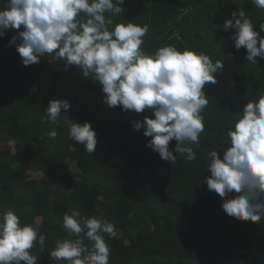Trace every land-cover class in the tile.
Wrapping results in <instances>:
<instances>
[{"label": "trees", "instance_id": "trees-1", "mask_svg": "<svg viewBox=\"0 0 264 264\" xmlns=\"http://www.w3.org/2000/svg\"><path fill=\"white\" fill-rule=\"evenodd\" d=\"M4 4L0 0V8ZM123 7L128 20L116 16L114 23L149 25L142 45L146 54L174 45L224 64L215 73L217 83L205 88V129L192 144L197 158L176 154L173 140L169 148L176 160H161L145 147L150 138L143 129L132 126L145 115L152 118L151 111L107 108L101 85L76 66L65 70L63 60L50 63L43 57L22 65L15 46H8L17 34L13 29L0 37V211L11 208L22 223L46 236L42 252L38 244L31 249L38 264H56L49 252L58 239L68 238L64 213L99 216L97 208L116 228L114 238L103 234L111 248L109 264H264V222H237L226 215L221 197L203 181L211 175L208 153L227 147L226 131L237 113L264 93V59L248 62L246 50H236L230 39L234 29L225 32L223 22L244 8L259 31L264 10L249 0H125ZM61 98L70 110H62L57 123L45 122L49 100ZM64 115L93 122L94 153L86 154L83 144L68 137ZM52 130L55 139L47 135ZM156 164L166 168L164 175ZM30 170L39 173L28 176ZM80 236L89 244L84 233Z\"/></svg>", "mask_w": 264, "mask_h": 264}, {"label": "clouds", "instance_id": "clouds-1", "mask_svg": "<svg viewBox=\"0 0 264 264\" xmlns=\"http://www.w3.org/2000/svg\"><path fill=\"white\" fill-rule=\"evenodd\" d=\"M125 0H5L0 8V37L10 30L17 34L8 40L15 46L20 63L31 66L42 57L63 60L64 68L76 66L85 78L101 85V103L107 108L119 107L137 114L150 110L152 118L133 122V129H143L145 147L161 160L174 162V152L193 161L197 154L192 144L198 143L205 129L203 112L209 100L205 88L217 83L215 73L224 69L220 60L205 53L182 51L174 45L158 47L153 53L142 50L149 25L114 23L123 13ZM264 10V0H249ZM223 30L234 29L230 39L234 48L246 50V60L257 63L264 59V23L255 30L244 8L231 12ZM22 29V30H21ZM19 41V43H17ZM67 99H51L42 117L57 123L62 110L67 113ZM68 137L83 144L85 153L97 147L93 122L82 124L64 115ZM55 139V130L47 133ZM227 147L208 153L207 171L203 177L207 190L221 197V208L237 222H264V93L248 100L237 118L227 128ZM175 140V148L169 144ZM218 150L222 151V156ZM99 216L81 217L78 211L64 213L62 228L68 238L58 239L49 252L56 264H109L111 248L104 235L116 236L115 225ZM84 233L89 244H85ZM75 237V238H71ZM46 236L8 208L0 211V264H38L32 254L37 244L41 252Z\"/></svg>", "mask_w": 264, "mask_h": 264}, {"label": "rangeland", "instance_id": "rangeland-1", "mask_svg": "<svg viewBox=\"0 0 264 264\" xmlns=\"http://www.w3.org/2000/svg\"><path fill=\"white\" fill-rule=\"evenodd\" d=\"M44 59H51V57L50 56H48V55H46L45 57H43ZM10 145H11V147H12V149L14 148V144H13V142H11L10 143ZM156 167L159 169V171L164 175L165 174V172H166V168L165 167H163V166H160V165H157L156 164ZM74 168V167H73ZM38 173L39 172H34V171H28V176H37L38 175ZM39 221H40V219H39Z\"/></svg>", "mask_w": 264, "mask_h": 264}]
</instances>
